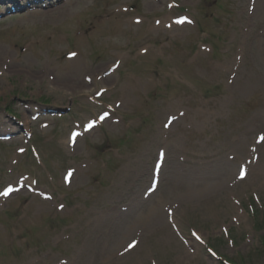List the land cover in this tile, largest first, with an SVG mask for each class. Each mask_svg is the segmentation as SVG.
<instances>
[{"label": "rangeland", "instance_id": "1", "mask_svg": "<svg viewBox=\"0 0 264 264\" xmlns=\"http://www.w3.org/2000/svg\"><path fill=\"white\" fill-rule=\"evenodd\" d=\"M0 14V264H264V0Z\"/></svg>", "mask_w": 264, "mask_h": 264}, {"label": "snow or ice", "instance_id": "2", "mask_svg": "<svg viewBox=\"0 0 264 264\" xmlns=\"http://www.w3.org/2000/svg\"><path fill=\"white\" fill-rule=\"evenodd\" d=\"M262 139H264V137H262ZM4 195H7L8 193L7 192H5V193H3ZM134 246V244H130L129 245V247H133Z\"/></svg>", "mask_w": 264, "mask_h": 264}]
</instances>
